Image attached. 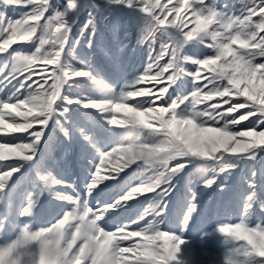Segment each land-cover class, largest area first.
Instances as JSON below:
<instances>
[{"label": "clouds", "instance_id": "obj_1", "mask_svg": "<svg viewBox=\"0 0 264 264\" xmlns=\"http://www.w3.org/2000/svg\"><path fill=\"white\" fill-rule=\"evenodd\" d=\"M252 2L238 0V14H230L220 0H167L163 4L143 0L141 10L147 13L149 25L139 42L151 47L157 33L163 32L170 35L174 47L170 56L167 48L160 54L161 60L168 57L160 71L140 74L135 81L151 87L117 89L91 66L75 69L64 63L71 36L66 14H49L50 0H32L30 14L0 39V53H7L13 70L21 73L35 72L37 67L46 71L49 65L54 70L44 83L30 85L23 99L0 108V133L19 137L14 143L0 142V162L34 158L46 125L59 110L62 96L66 99L65 88L75 86L77 78L103 85L102 94L82 106L100 113L118 130V139L105 151L86 137L96 148L98 162L85 194L63 190L67 182L51 174L41 176L43 186L27 195L18 220H0V233L9 227L15 231L11 239L0 237V264H140L146 257L152 264H176L185 241L165 227L167 205L160 190L172 185L189 166L203 186L210 188L221 175L227 181L240 160L255 159L264 150V127L260 126L264 124V8L255 11L249 7ZM126 3L132 6L134 0ZM75 7L76 0H68L67 8ZM157 10L162 18L153 16ZM18 41L34 47L31 51L13 48ZM189 45H203L209 52L193 56L187 51ZM187 77L207 83L168 101L169 90ZM159 84L166 86L156 90ZM162 99L164 104L157 103ZM37 128L39 134L33 131ZM132 166L149 174L112 202L100 207L89 203L87 197L104 181ZM18 170L0 171V189ZM45 193L68 206L43 224L37 223V215ZM145 194L155 196L142 215L111 229L104 226L112 210ZM257 203L264 212V201H259L253 187L244 204L245 214L217 225L218 233L240 246L225 256L223 264H264V222L252 221ZM196 208L192 202L191 215ZM189 219L182 221V227Z\"/></svg>", "mask_w": 264, "mask_h": 264}, {"label": "trees", "instance_id": "obj_2", "mask_svg": "<svg viewBox=\"0 0 264 264\" xmlns=\"http://www.w3.org/2000/svg\"><path fill=\"white\" fill-rule=\"evenodd\" d=\"M67 2L68 0H50L51 7L49 9V14H54L57 11L65 13L70 26L72 27L74 25L71 29V46H69L63 58L65 64L76 69L81 68V65L72 62L70 59V55L75 54L83 58L88 63V66L92 67L94 72L103 76L106 80H111L113 85L123 80L122 76L126 80L131 77H136L139 72H144L149 62L150 47L148 44H141L139 41L142 33L148 28L149 18L142 12L141 7L138 8L139 10H134V8L128 6L126 0H76V7L68 9ZM161 3H167V0H161ZM173 3H175V0H173ZM220 3L227 5L226 11L230 14H238L240 9L238 0H220ZM26 7L28 6H22L21 8L12 6L9 13L19 16L22 19L32 9L31 5L30 11L25 13L24 11L28 10L25 9ZM188 15L190 16V13ZM89 20L95 26L94 33L92 28H88L85 31ZM169 38V34L162 32L156 36L152 43L162 44ZM90 41L91 43H89ZM28 43H15L14 48L31 51L34 46ZM187 51L196 57H203L209 52L203 45H189ZM5 60L0 58V65L6 63ZM189 68L190 70H195V66L189 65ZM49 69H51V66H49ZM39 70L40 68L37 67L36 71L39 72ZM79 84L76 83L75 85L79 86ZM192 87L193 81L191 77L179 81L177 85L173 86L176 89L172 93L173 97L186 95ZM96 89L89 86L86 88L87 92L91 95L96 94ZM170 91L172 90L170 89ZM26 94L27 91H25ZM67 95L72 96L71 94ZM78 120L80 122L81 118L78 117ZM253 122H256L255 118H253ZM236 169V173H232L227 181L221 175L210 188H205L202 182L195 183L198 189L204 190L200 194L209 193L213 195L211 210L215 209L219 202L222 210L225 208L232 212L238 211L243 202V198L245 199V193H251L253 187L255 188L259 201L264 200V150H261L255 159L244 158L240 160L239 167ZM191 178H195V181L198 180L193 172L189 175L187 172L182 182L188 185V181ZM250 182H254V184ZM231 186L232 189L229 188ZM218 190L222 193L219 198L216 197ZM152 198L153 196L147 199ZM241 198L242 200H240ZM205 200L204 198L201 201L205 202ZM167 203L172 208L171 213L178 215L179 209H183L185 206L184 191L177 195L173 201L170 200ZM230 243V241L224 243V248L227 249L226 245ZM197 264L206 263L204 259H201Z\"/></svg>", "mask_w": 264, "mask_h": 264}, {"label": "rangeland", "instance_id": "obj_3", "mask_svg": "<svg viewBox=\"0 0 264 264\" xmlns=\"http://www.w3.org/2000/svg\"><path fill=\"white\" fill-rule=\"evenodd\" d=\"M129 6V5H128ZM131 8H134V10H139L138 8L140 7L138 0L133 3ZM18 20L14 18L13 21ZM73 28V27H72ZM70 45L65 47V51L69 48ZM86 63V62H85ZM87 64V63H86ZM85 67L84 65L81 66V68ZM74 68V67H72ZM76 69V68H75ZM154 74V73H152ZM101 76V75H100ZM137 77V76H136ZM136 77H131L129 79L121 80L117 86H115L117 89L121 88L122 86H125L127 83L131 82L134 80ZM3 78V76H0V80ZM82 81H87L85 78H77L76 83H80L79 85L83 84ZM110 83V82H109ZM0 85H4V82L0 83ZM143 86H148L151 87V84L143 85ZM75 86L71 87H66L65 88V93L70 94L69 91H75L78 93H74L75 96H87L84 95L82 92V89L77 88L75 89ZM2 87H0L1 89ZM10 95L8 90L4 91V93L0 94V99H7V96ZM90 97V96H87ZM99 96H94L92 98H97ZM159 103V101H157ZM71 106H74L78 109L79 113L81 114H96V119L101 123V125L107 129H113L111 128L106 120L103 118V116L96 112L95 110L92 109H86L80 104H71ZM224 107H228V105H225ZM68 111H70L68 109ZM56 113V112H55ZM16 119H20L17 117ZM10 120V119H9ZM65 120V119H64ZM67 121V120H66ZM66 121H63L65 123ZM67 126L69 128H74L70 125H73L74 123L68 121ZM49 127L53 126V123L51 120H49L48 123ZM49 130V128H48ZM76 130H80L79 127L76 128ZM82 130V129H81ZM115 130V129H114ZM118 131V130H116ZM50 132V131H49ZM87 131H84L83 133H80L77 137V140H83L82 142L84 145L89 148V154L90 158L86 159V163H81L82 164V170L76 171L75 176H71L69 179L66 177L60 178L57 175H52L55 178L64 180L67 182V184L72 182H77L79 183L78 189L79 191H83V194L86 192V188L88 185V182L91 179L92 173L95 170V167L98 162V153L96 151V148L93 147L92 143L88 144V141H85L86 135L88 134ZM12 135V134H9ZM6 136L5 134L0 133V137ZM106 138H109V134H104L103 135ZM115 138L118 139V136ZM42 141V140H41ZM106 144H108L104 150H108L111 148L117 140H107ZM0 142H6L4 140H0ZM101 149V148H100ZM32 161H23L22 166L19 168V171L23 168L24 165H28V163ZM0 163H8V162H0ZM8 166H5L3 170H5ZM235 169L232 173H236ZM19 171L15 172L13 176L8 180L10 182H13L14 179H16L18 176H21L22 173L19 174ZM188 172V175L190 173H194V176L198 178V180L195 181V178H191L190 181H188V185H185V182H182L184 175ZM133 173H136L128 182V177H131ZM149 173H147L144 169L137 168L136 166H132L129 169H126L125 171L119 173L118 175L114 176L113 178H110L106 181H104L101 186L97 189H95L90 197L88 199L93 202L92 205L93 207H97L98 205L112 202L115 200L117 197L123 195L126 193V191L138 183L141 179H143L145 176H147ZM260 175V174H259ZM41 176H47V174L43 173V171L38 175V182L41 183ZM78 178H81L82 180H79ZM256 180V179H255ZM195 181V182H194ZM196 182H201V178L194 172V169L192 166L187 167L184 169L181 173H179L174 180L172 181V190L169 192L167 198L177 197L180 193L184 191V202L185 206L180 212V215H178V218L175 219V221L172 219V216H168L166 214V223L165 227L171 231L177 232L178 234L181 235V237L184 239L185 243L181 246V252H183V258H181L179 255H177V262L176 264H183L181 263V259L185 260V264H197L199 260L204 259L206 264H223L225 256L230 252H236L239 250V244L235 241H233L231 238L225 237L222 234L218 233L216 231L217 225L224 223V222H230V221H236L239 220L245 213H244V204H245V199L248 196V193H245V199L243 198V202L241 203L240 209L238 211H230L224 208V210L221 209V205L218 202L217 207L213 210H211V200L213 199V195L209 193H202L203 189H198L197 186L195 185ZM77 188V186H76ZM73 187V190L76 189ZM218 188V187H217ZM232 189V186L229 187ZM27 189L31 190L30 187H27ZM17 189L16 191H18ZM67 192H71L67 186L63 189ZM15 191V194H18V192ZM78 191V192H79ZM0 193H6L7 195L12 194V192L9 190L8 186H5V189L0 191ZM193 193L196 194V199L195 202L197 204L196 211L192 213L189 222L186 226V228L182 227V221L184 220L186 216V210L190 207L188 203L189 199H192ZM46 195H43L41 199V204L40 206L46 205V203H51L50 205H57L54 210H57L55 212H50L51 207H46V212L45 214L42 212L41 215L46 216L49 215L48 222L51 221L54 218V213L61 214L62 211L68 206L64 203H60L55 201L50 197L48 193H45ZM204 194V195H203ZM217 196H221V191L218 190L216 192ZM215 194V195H216ZM214 195V196H215ZM154 197L155 194H148L147 198ZM207 197V198H206ZM16 198V197H15ZM206 199L205 202L201 201L202 199ZM12 197H7L6 200L4 201L7 204L6 208H10V214L11 216L9 217V220L11 221H17V213L19 212L21 206L25 204L21 203L19 206L16 205L12 200ZM150 200L152 199H146L144 195L127 202V204L123 205L122 207H118L114 210H112L107 216L105 217L104 222H107L108 224L114 223V222H120L119 224L126 223L130 220L136 219L139 214H143L148 206L150 205ZM242 200V198L240 199ZM239 200V202H240ZM264 201V200H262ZM214 208V207H213ZM167 212V210H166ZM211 212V213H210ZM252 221L253 223L256 222H264V212H261L259 209V203H257V206L255 208V211L252 215ZM43 224H46L44 222ZM12 230V229H11ZM9 235L14 236L15 232L9 231V229H6L5 233H0V237L4 239H9ZM231 242L227 246V249L224 248V243Z\"/></svg>", "mask_w": 264, "mask_h": 264}, {"label": "snow or ice", "instance_id": "obj_4", "mask_svg": "<svg viewBox=\"0 0 264 264\" xmlns=\"http://www.w3.org/2000/svg\"><path fill=\"white\" fill-rule=\"evenodd\" d=\"M134 2H136V0H134ZM138 2H139V5L142 9L143 0H138ZM4 3L9 4V5H16V6H27V5H32V0H4ZM249 7H251L255 11H258L260 8H264V0H253V2L250 4ZM30 12L28 13V15L30 14ZM144 14H146V16L148 17L147 13H144ZM153 16H160L162 18L163 13L156 11L153 13ZM24 18L13 21V20H10L8 18L7 14L5 12H0V39H3L8 34V32H10L11 29L17 24V22L22 21ZM88 28H92L93 33H94L95 26L93 25L91 20L88 21L87 27L85 28V31H87ZM158 34L159 33H157V35ZM71 39H72V34L69 37V40H68V43L66 46H68L70 44ZM89 43H91V41ZM173 47H174V44L172 43L171 37L166 42H164L162 44H159V43L153 44L152 43V46L150 47L149 62H148V65L144 69V72L142 74H145V73L150 74V73H155V72L160 71L161 68L164 66L165 63H167V60H168V57H164L162 60L159 59L160 54L165 51V48H167L168 54L170 56L172 53ZM0 54H3L7 57V62L5 63V65L0 66V76L4 77V85H11V87L8 89V92L10 93V95L7 96V99H0V108H2L4 105L15 104L19 100L23 99L25 97V91L29 90L30 85L35 87L36 82L44 83L45 79H48L49 77H51L52 72L54 70L53 66L49 65V66H51V69H49V66H47L46 71H43L40 69L39 72H37L35 70V72L21 73V72L13 70V68L11 66L10 58H9L7 53H0ZM193 71H195V70H193ZM169 74L170 73H166L165 76H167ZM203 75L207 76L208 74L204 73ZM34 77H37V78L34 79ZM138 79H139V76H137L131 82L127 83L125 85V88L133 89L135 87H142L143 85L137 84L135 82ZM191 79L193 81V87L187 92L186 95H188L189 93L194 91L195 88L202 87L203 84L207 83V80H204V79H201L199 82H194V77H191ZM4 85H0V87H3ZM165 86H166L165 84L155 85V89L158 90L159 88H162ZM171 90L172 91L169 90V93L167 95L168 101H170L173 98L172 93L176 91V89L173 87L171 88ZM65 95H66V99L62 96V99L58 105L59 108L61 107V105H64L65 106L64 110L67 109V105H71V104L82 105V103H84L87 100L92 98V97H87V96H69L66 93H65ZM183 96H185V95H182L180 97L182 98ZM188 102H190V100ZM159 103L164 104L165 100L162 99L159 101ZM230 106L231 105H228V107H230ZM5 118L6 119H13V117H10L8 115H6ZM260 126L264 127V124H261ZM33 131H36L37 134H39L38 128L33 129ZM5 138H7V139H5ZM18 138L19 137L17 135H8V136L0 137V140H4L6 142H13L14 143V142H16V140ZM30 139H34V137H31ZM22 162L23 161L8 162V167L3 171H6L7 169L12 168V167H16L19 169L22 166ZM172 187H173L172 185H167L160 190V195L163 197L164 201H165L164 198H166L168 196L169 192L172 190ZM4 189H5V187L3 189H0V190H4ZM101 205H98L97 207H100ZM122 206L123 205H120V207H122ZM22 207L20 209H22ZM59 215L60 214L54 213V218L58 217ZM139 215H142V214H139ZM190 215L191 214H190L189 208H188L186 210V216H185L183 221H187L190 218ZM6 217L9 219L8 215H4V216H0V220H5ZM18 218L19 217H18V213H17V220H18ZM140 264H152V261L150 258L146 257L145 259L140 261Z\"/></svg>", "mask_w": 264, "mask_h": 264}]
</instances>
